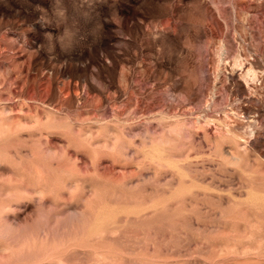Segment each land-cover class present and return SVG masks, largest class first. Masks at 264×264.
Returning a JSON list of instances; mask_svg holds the SVG:
<instances>
[{"label":"rangeland","instance_id":"obj_1","mask_svg":"<svg viewBox=\"0 0 264 264\" xmlns=\"http://www.w3.org/2000/svg\"><path fill=\"white\" fill-rule=\"evenodd\" d=\"M0 264H264V0H0Z\"/></svg>","mask_w":264,"mask_h":264},{"label":"bare ground","instance_id":"obj_2","mask_svg":"<svg viewBox=\"0 0 264 264\" xmlns=\"http://www.w3.org/2000/svg\"><path fill=\"white\" fill-rule=\"evenodd\" d=\"M246 74H248V75H250V76H253V75H254V73L251 72V70H248V71L246 72Z\"/></svg>","mask_w":264,"mask_h":264}]
</instances>
